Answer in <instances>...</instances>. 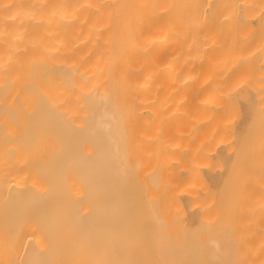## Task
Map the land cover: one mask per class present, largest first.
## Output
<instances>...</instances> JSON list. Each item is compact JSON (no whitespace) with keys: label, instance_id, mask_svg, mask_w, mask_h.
<instances>
[{"label":"bare ground","instance_id":"6f19581e","mask_svg":"<svg viewBox=\"0 0 264 264\" xmlns=\"http://www.w3.org/2000/svg\"><path fill=\"white\" fill-rule=\"evenodd\" d=\"M0 264H264V0H0Z\"/></svg>","mask_w":264,"mask_h":264}]
</instances>
